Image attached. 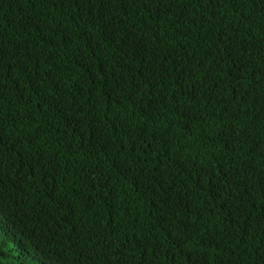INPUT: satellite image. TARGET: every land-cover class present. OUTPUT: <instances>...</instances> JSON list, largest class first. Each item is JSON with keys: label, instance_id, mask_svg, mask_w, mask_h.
Wrapping results in <instances>:
<instances>
[{"label": "trees", "instance_id": "16d2710c", "mask_svg": "<svg viewBox=\"0 0 264 264\" xmlns=\"http://www.w3.org/2000/svg\"><path fill=\"white\" fill-rule=\"evenodd\" d=\"M0 264H264V0H0Z\"/></svg>", "mask_w": 264, "mask_h": 264}]
</instances>
